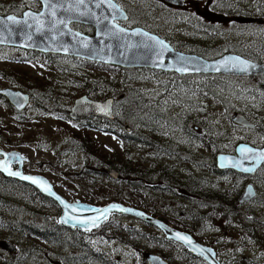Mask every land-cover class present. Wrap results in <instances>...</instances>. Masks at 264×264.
Returning <instances> with one entry per match:
<instances>
[{"label":"rangeland","instance_id":"1","mask_svg":"<svg viewBox=\"0 0 264 264\" xmlns=\"http://www.w3.org/2000/svg\"><path fill=\"white\" fill-rule=\"evenodd\" d=\"M120 2L131 12L141 13L139 17L132 16L127 25L144 24L178 50L198 54L197 50L205 49L208 54L203 57L208 59L227 50H243L259 54L264 62V23L236 30L246 22V16H264L258 0H208L199 11L190 4L183 9L185 14L174 12L168 17H158L165 8L150 7V3L156 6L158 0ZM19 8L37 11L41 4L37 0H0V14ZM71 27L92 32L90 26L80 23H72ZM217 48L221 52L214 51ZM25 51L36 53L29 63L21 60L27 57ZM43 55L46 54L0 45V88L20 89L31 96V103L21 112L0 96V147L22 154L25 172L46 177L59 194L72 202L95 206L120 202L144 210L138 205L143 202L151 215L157 214V218L212 247L221 264H264V166L253 176H239L232 170L219 172L215 165L217 152L234 153L239 142L264 145V75L250 81L237 75L178 74L122 68L69 55ZM122 88H132L143 98L154 100L157 113L163 115L145 114V125L138 127L145 138L154 136L158 145L166 144L160 149L164 154L159 162H166L182 176L200 178L202 188L218 192H241L242 186L250 182L257 191L256 198L235 212H227L224 219L220 210H212L205 205L208 200L196 194L182 197L170 188H158L156 183L120 185L102 172L83 171L84 155L76 149L75 132L87 133L104 154L122 150L123 143L115 135L99 130H78L69 116L73 100L82 94L114 100V89ZM212 90L228 99L227 107ZM236 112L259 122L258 128L235 124L232 116ZM212 140L218 146L215 153L206 144ZM129 148L130 155L143 163H157L159 159L151 157L149 147ZM3 178L0 173V217L4 223L0 225V263L107 264L101 260L105 257L115 262L109 264H141L146 263L144 253L153 252L170 264H207L157 227L118 213L107 217L100 233L87 232L90 227L77 234L69 229L61 234L60 244L29 236L19 230L20 221L32 218L28 209L48 214L57 222L61 208L34 187ZM4 241L13 243L16 250L3 249Z\"/></svg>","mask_w":264,"mask_h":264},{"label":"water","instance_id":"2","mask_svg":"<svg viewBox=\"0 0 264 264\" xmlns=\"http://www.w3.org/2000/svg\"><path fill=\"white\" fill-rule=\"evenodd\" d=\"M38 1L41 3V8L37 11L27 8L21 15L13 13L0 14V45L41 53L75 56L122 68H151L178 74L264 75V63L236 52H225L218 57L208 59L196 53L175 49L166 39L142 27H124L115 20H125L127 18L126 13L113 0H84L83 3H80L79 0ZM166 1L177 5L183 3L182 0ZM111 5L116 7L113 8ZM9 16L15 17L19 23L8 20L7 17ZM248 21L262 23L264 17L251 16ZM72 23L91 25L94 27V32L93 34L81 32L71 27ZM119 28L125 31L118 32ZM136 30L148 35H133ZM113 33L118 34L113 35ZM153 36L162 40L167 45L168 51H163L159 44L149 39ZM161 52L163 54L158 55ZM241 61L244 63H241ZM252 65L256 67L252 68ZM245 66L248 67V70L241 71L240 69L245 68ZM0 96L5 98L19 112L25 110L31 103L29 93L20 89L0 88ZM113 103L112 97L93 99L87 94H82L73 100L69 116L73 120L84 117L112 119ZM232 121L242 127L254 126V122L240 112H236L232 116ZM246 149L252 151L248 152ZM234 151V153L218 152L216 154L218 169H231L243 174H253L264 163V160H259V154L264 152V145L256 147L249 143L239 142ZM10 163L16 164V168H11ZM23 163L24 156L18 150H6L0 147V173L2 176L28 184L37 189L43 196L55 202L61 208L60 223L70 230L93 226V221L97 218H99V224H101L105 220L103 217H108L112 213L132 216L146 224L157 227L167 238L195 251L207 263L220 264L215 257V252L209 246L197 242L188 232L176 229L140 208L120 202L95 206L86 202L69 201L54 189L52 183L46 177L25 172ZM233 164L236 166H233ZM254 164L256 167L254 172L243 171V168L252 167ZM13 172H18L19 175H12ZM105 174L113 179L119 176L118 171L114 168L105 169ZM25 176L33 177L37 182L23 179ZM45 189H50V191ZM249 191L254 195L247 196L246 193ZM255 195L256 190L249 183L245 187L240 200H250ZM61 201L64 203H61ZM65 205H74L77 210L73 212L71 208H66ZM112 205L119 207L112 208ZM106 208L108 212L104 213L103 210ZM120 208L130 209L131 211H120ZM77 219L83 220L85 223L77 224ZM64 220L68 222H62ZM176 233L189 237L192 243L189 244L187 241L177 238ZM1 247L9 252L16 250V246L10 241L2 242ZM144 258L147 264H170L161 255L153 252H145Z\"/></svg>","mask_w":264,"mask_h":264},{"label":"trees","instance_id":"3","mask_svg":"<svg viewBox=\"0 0 264 264\" xmlns=\"http://www.w3.org/2000/svg\"><path fill=\"white\" fill-rule=\"evenodd\" d=\"M257 3L262 9H264V0H258ZM259 25L260 23L244 22L243 26L237 27L236 30L238 29L244 30L245 29L244 27L259 26ZM220 49L221 48H217L214 51H219ZM220 52H213V55H216V53H220ZM225 52H229V50ZM235 52L242 54L243 56H246L248 58H251L253 60H257L259 62L264 63L260 58L259 54H254V53L251 54L243 50H235ZM197 53L204 57H206L208 54L205 49H199L197 50ZM35 54L36 53H30L25 51V55H27V57L21 58V60L23 62L29 63L31 60H33L32 55ZM43 56L48 57L46 55ZM98 65L110 68V66L108 65H103V64H98ZM112 67L120 69L118 67H114V66ZM259 76H240L238 78L251 81L255 78H260ZM259 86H262L261 83H259ZM21 87L24 88L23 86ZM114 92L116 95L114 96L112 119L98 118V117H84L74 120L72 122L76 126H78V130L92 129V130H99L105 133L115 135L123 143L122 150L120 151L114 150L111 153L104 154L100 151L99 147L95 143V140L92 137H90L87 133L75 132L74 133L75 139H73V141L75 143L76 149L81 151L84 155V163L82 166L83 171L86 170L91 174L98 172H102L105 174V169L114 168L118 171L119 176L116 179H113L111 177L110 178L115 183H118L120 185L134 186V185H140L141 182H144L145 184L156 183L158 188H170L174 193L182 197H187L185 195L196 194L198 198L211 201L214 204L212 206V209L215 205L217 206V203L219 201H222L224 203V200L226 199L224 195H222L216 190H212V189L208 190L202 188L200 178H197L190 174L186 176H182L180 173L173 170L172 167H170V165H168L166 162L165 163L159 162L161 160L160 156L164 154V152H161L160 149L162 148V145H166V144L162 143V145H158L159 142H155L154 140L156 138L151 135L150 138H145L146 137L145 133H143L142 130H139L138 128L139 126L145 125L143 119V116L145 114L152 117L163 116L162 114L157 113L156 103H154V100L143 98L142 95L137 90H134L132 88L129 89L122 88L120 91L118 89H114ZM212 92L213 95H215L217 98L222 100L223 104L226 107L228 106L229 101L227 98L222 96L220 93H217L216 90H212ZM180 101L186 102L181 97H180ZM38 106L41 107V104H38ZM65 112L67 113L68 110H65ZM168 119L176 121L171 117H168ZM149 130L154 131L152 128H149ZM210 133L212 135V130H210ZM201 139L203 140L202 137ZM212 141L213 142H209L206 144L210 146L212 152L215 153L216 151H218L217 150L218 146L214 143V140ZM130 146L132 147L137 146L144 148L149 147L148 148L149 150L147 152L150 153L151 151L150 155L151 157H153V159L159 158L158 160H155V162L157 163L148 164L147 162L145 163L141 162L139 159L130 155L129 153ZM178 152L179 151L177 150L176 153ZM3 179L5 181H17L5 176ZM44 198L46 200H51L45 196ZM53 205L57 206L55 202H53ZM138 205L144 208L146 212L150 211V208L146 206L145 203L140 202ZM226 205H227L226 206L227 211H221L224 219L227 218L228 210L230 209H232L233 211L236 210L235 206H233L231 203H226ZM28 214L32 216L31 220L20 221L19 230L26 232L29 236H36L48 243H56V244L62 243L61 234L67 233L69 228L63 226L60 223L59 219L56 222L54 218L50 217L48 214H43L39 211H34L30 209H28ZM20 216H22V214ZM152 216L157 217V214ZM1 219L2 218L0 217V225H4V223L1 222ZM105 221L106 220H104L101 224H99V226H90L91 228L90 231L85 230V232L87 231L92 234V232L93 231L95 232L96 230L97 233H100L99 228L101 229ZM78 230L81 229H75L74 231L73 230L72 231L77 234ZM180 230L185 231L184 229H180ZM7 237H9V235H7ZM101 260H103L107 264L112 262V260L110 261L105 257H102ZM4 263L11 264L10 262H4ZM112 263L115 262L113 261ZM141 264H146V263L143 261Z\"/></svg>","mask_w":264,"mask_h":264},{"label":"flooded vegetation","instance_id":"4","mask_svg":"<svg viewBox=\"0 0 264 264\" xmlns=\"http://www.w3.org/2000/svg\"><path fill=\"white\" fill-rule=\"evenodd\" d=\"M38 1V0H37ZM114 2H116L117 3V5H119V7L121 8V9H123L124 11H125V13H126V16H127V18L125 19V20H119V19H116L115 21L116 22H118L119 24H121L122 26H124V27H128V28H132V27H142V28H144V29H146V30H148V31H150L149 29H147L146 28V26L144 25V24H141V25H138L137 23H134V24H131V25H127V23H129V21H130V19H131V17L132 16H136V17H139V16H141V13L138 11V10H135L134 12H131L127 7H125L121 2H120V0H113ZM183 1V3L182 4H180V5H177V4H172V3H169L168 1H166V0H158V2L156 3V6H153V4L152 3H150V7L152 8V7H158V8H161V7H163V8H165V12H164V14H163V12H160V14L158 15V17H163V16H170L172 13H174V12H179L180 14H185L186 12L183 10L184 8H185V6L187 5V6H189L190 4H192L193 6H195L196 7V9L199 11V9H200V7L203 5V4H207V1L208 0H182ZM206 1V2H205ZM41 4V3H40ZM11 6H13L14 4L13 3H11L10 4ZM145 8V7H144ZM20 10H18V9H14V10H8L6 13H2V15H5V14H9V13H13V14H16V15H21L22 14V12L25 10V9H27V8H19ZM146 9V8H145ZM174 9V10H173ZM168 11V12H167ZM169 13H171V14H169ZM146 14V13H145ZM149 15H150V13H149ZM148 16V15H147ZM249 17H251V16H246L245 17V21L246 22H249L248 21V18ZM261 17H263V16H261ZM155 19H157V18H155ZM250 23H255V22H250ZM262 23H264V22H262ZM262 23H260V24H262ZM80 24H83V23H80ZM84 25H87V24H84ZM87 26H90L91 27V30H92V32H91V34H93V32H94V27L93 26H91V25H87ZM150 32H152V33H155L156 34V32H153V31H150ZM165 39V38H164ZM168 41V40H167ZM169 42V41H168ZM170 43V42H169ZM171 44V43H170ZM176 49V48H175ZM26 50V49H25ZM33 51V50H32ZM36 52H38V51H36ZM229 52H233V51H229ZM41 53V52H40ZM237 53V52H236ZM42 54H46V56H52L51 54L52 53H42ZM239 54V53H238ZM62 55V54H61ZM199 55V54H198ZM242 55V54H241ZM218 57V56H217ZM246 57V56H245ZM251 59V58H250ZM257 61V60H256ZM151 69V68H150ZM154 70H156V69H154ZM3 88V87H2ZM30 95V94H29ZM30 98H31V96H30ZM258 124H259V122H255L254 123V126L253 127H246V128H252V129H257L258 128ZM245 143H247V142H245ZM250 144V143H249ZM237 145V144H236ZM235 145V146H236ZM252 145V144H251ZM253 146H255V145H253ZM256 147H261V146H256ZM218 153V152H217ZM216 153V154H217ZM10 165V167L11 168H16V164H9ZM215 165H216V155H215ZM264 166V163L253 173V174H243V173H241V172H237V171H234V170H232V171H234V172H236V173H238V175L239 176H253V175H255L256 173H257V171L261 168V167H263ZM217 167V166H216ZM218 169V168H217ZM219 170V172H222V171H226V170H231V169H223V170H220V169H218ZM244 183V182H243ZM250 182H248V183H245L242 187H243V189H242V187H241V189H242V191L240 192L238 189L235 191V192H226L225 190L224 191H221V192H219V193H221L222 195H224V197L226 198L225 200H224V203L222 202V201H219L218 203H217V206L215 205L214 207H213V209H212V206L214 205L211 201H208V202H206L205 203V205H209V207H211V209L212 210H214L215 209V211H227V208H226V203H231L233 206H235V208H236V210H232V209H230V210H228V212H235V211H237V207L238 208H240V207H242L243 206V204L244 203H246V202H249V201H251V200H253V199H255L256 198V196H257V191H256V195L252 198V199H250V200H244V201H241L240 200V198H241V196H242V194H243V191H244V189H245V187L249 184ZM250 184H252V183H250ZM253 185V184H252ZM254 186V185H253ZM255 188V187H254ZM208 190H209V188H208ZM256 190V189H255ZM190 234V233H189ZM195 239V238H194ZM196 240V239H195ZM197 241V240H196ZM198 242V241H197ZM200 243V242H199ZM201 244H203V243H201ZM204 245H206V244H204ZM208 246V245H207ZM210 247V246H209ZM214 252H215V257H216V259L218 260V262L221 264V262H220V260L218 259V257H217V254H216V251L212 248V247H210ZM189 251H190V253L191 254H193L195 257H201L200 255H198L195 251H193V250H191V249H188ZM202 258V257H201ZM203 259V258H202ZM204 260V259H203ZM206 262V261H205ZM207 263V262H206ZM207 264H209V263H207Z\"/></svg>","mask_w":264,"mask_h":264},{"label":"snow or ice","instance_id":"5","mask_svg":"<svg viewBox=\"0 0 264 264\" xmlns=\"http://www.w3.org/2000/svg\"><path fill=\"white\" fill-rule=\"evenodd\" d=\"M79 2H80V3H83L84 0H79ZM97 6H99V5H97ZM111 6H112L113 8L116 7L115 5H111ZM7 19L10 20V21H12L13 23H19V21H17V20L15 19V17L9 16V17H7ZM124 31H125V30L122 29V28H119V29H118V32H124ZM116 34H118V33H113V35H116ZM140 34L145 35V36L148 35L147 33H141L140 30H136V31L133 33V35H140ZM149 39L155 41L156 44H159V45L161 46V48L163 49V51H168L167 45H165L164 42H163L162 40H159L158 38H156V37H154V36H153V37H149ZM162 54H163V52L158 53V55H162ZM181 59H182V58H181ZM241 63H244V62L241 61ZM233 67H235V65H233ZM251 67H252V68H255L256 66H255V65H252ZM178 70H183V69H178ZM240 70H241V71H247V70H248V67L245 66V68L240 69ZM246 150H247L248 152H251V151H252L251 149H246ZM259 160H264V152H261V153L259 154ZM233 166H236V165L233 164ZM255 170H256L255 164H254L252 167H246V168H243V171H245V172H254ZM11 174H12V175H19L18 172H13V173H11ZM23 179H26V180H33L34 183L37 182L33 177L25 176V177H23ZM45 190H46V191H50V189H45ZM246 195L249 196V197H251L252 195H254V193H252L251 191H249V192L246 193ZM61 203H64V202L61 201ZM65 207H66V208H71V210H72L73 212H75V211L77 210V209H76V206H74V205H65ZM111 207H112V208H118L119 206H117V205H112ZM94 211H95V210H94ZM120 211H131V210H130V209H123V208H120ZM103 212H104V213L108 212V209H107V208L104 209ZM102 215H103V213H102ZM141 215H142V214H141ZM103 218L106 220V219H107V216H104ZM62 222L67 223L68 221H67V220H64V221H62ZM83 223H85V221L80 220V219H77V224H83ZM93 226H99V218H97V220L93 221ZM176 237L179 238V239H181V240H185V241H187L189 244L192 243V241H191V239H190L189 237H187V236H182L180 233H176ZM153 259H155V258H153Z\"/></svg>","mask_w":264,"mask_h":264}]
</instances>
